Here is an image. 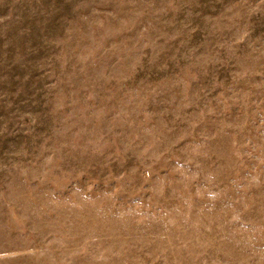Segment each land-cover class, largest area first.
<instances>
[{"label": "rangeland", "instance_id": "1", "mask_svg": "<svg viewBox=\"0 0 264 264\" xmlns=\"http://www.w3.org/2000/svg\"><path fill=\"white\" fill-rule=\"evenodd\" d=\"M0 264H264V0H0Z\"/></svg>", "mask_w": 264, "mask_h": 264}]
</instances>
